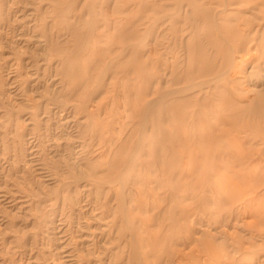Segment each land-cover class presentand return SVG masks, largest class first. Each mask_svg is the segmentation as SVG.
<instances>
[{
	"label": "rangeland",
	"instance_id": "obj_1",
	"mask_svg": "<svg viewBox=\"0 0 264 264\" xmlns=\"http://www.w3.org/2000/svg\"><path fill=\"white\" fill-rule=\"evenodd\" d=\"M157 1L0 0V264H174L196 233L183 264H232L247 244L264 0ZM245 51L248 73L222 75Z\"/></svg>",
	"mask_w": 264,
	"mask_h": 264
},
{
	"label": "bare ground",
	"instance_id": "obj_2",
	"mask_svg": "<svg viewBox=\"0 0 264 264\" xmlns=\"http://www.w3.org/2000/svg\"><path fill=\"white\" fill-rule=\"evenodd\" d=\"M155 1V0H154ZM167 1V0H166ZM173 1V0H172ZM196 1L197 0H195V1H193V3H196ZM158 3L160 2V0L159 1H157ZM161 2H162V0H161ZM208 2L210 3L211 2V0H208ZM155 3V2H154ZM180 3H181V1H180ZM200 3H202V6H204V4H206L207 2H206V0H201V2ZM208 3V4H209ZM212 3V2H211ZM238 3V2H237ZM185 4H187V3H185ZM198 4V3H197ZM207 4V5H208ZM166 5V4H165ZM164 5V6H165ZM206 5V6H207ZM212 5V4H211ZM215 5H218V4H215ZM229 5V4H228ZM257 5V4H256ZM255 5V6H256ZM157 6L159 7V4H157ZM156 6V7H157ZM160 6H163L162 4L160 5ZM167 6V5H166ZM165 6V7H166ZM171 6V5H170ZM175 6V5H174ZM218 6H220V5H218ZM232 6H234V4L232 5ZM236 6V5H235ZM239 6V5H238ZM157 7V8H158ZM184 7V6H183ZM230 7V6H229ZM163 8V7H162ZM178 8V7H177ZM211 8H212V6H211ZM214 8H216L217 9V7H214ZM160 9V8H159ZM163 9H165V8H163ZM173 9V8H172ZM206 9L208 10V8L206 7ZM224 9V8H223ZM155 10H157V9H155ZM167 10V9H166ZM211 10V9H210ZM219 10V9H218ZM221 10V9H220ZM219 10V11H220ZM225 10V9H224ZM159 11V10H158ZM161 11V10H160ZM177 11V10H176ZM189 11H191V10H189ZM218 11V12H219ZM155 12V11H154ZM230 12V11H229ZM156 13V12H155ZM192 13V12H191ZM221 14V13H220ZM169 15H171V14H169ZM183 16H184V14H182ZM216 15V14H215ZM221 16V15H220ZM139 20H140V17H139ZM142 20V19H141ZM160 21V20H159ZM140 22H142V21H140ZM156 22V21H155ZM168 22V21H167ZM179 22H180V20H179ZM183 22V21H182ZM236 22V21H235ZM245 22V21H244ZM161 23V22H160ZM165 23V22H164ZM189 23V22H188ZM136 24V23H135ZM162 24V23H161ZM160 24V25H161ZM194 24V26H195V23H193ZM220 24V23H219ZM191 25V24H190ZM162 26H163V24H162ZM166 26H168V25H166ZM180 26V25H179ZM203 27H204V25H202ZM221 26V25H220ZM160 27V26H159ZM164 27H165V25H164ZM182 27V26H181ZM217 27V26H216ZM162 28V27H161ZM180 28V27H179ZM157 29H159V28H157ZM169 29V28H168ZM187 29H188V27H187ZM189 29H190V26H189ZM165 30V29H164ZM167 30V29H166ZM186 30V29H185ZM200 30H201V27H200ZM218 30V29H217ZM226 30H227V28H226ZM229 30H230V28H229ZM160 31V30H159ZM179 31H181L182 32V28H181V30H179ZM178 31V32H179ZM196 31H197V29H196ZM195 31V32H196ZM205 31V30H204ZM228 31V30H227ZM136 32V31H135ZM134 32V33H135ZM180 32V33H181ZM156 33H157V31H156ZM163 33V32H162ZM251 33V32H250ZM161 34V33H160ZM168 34V33H167ZM136 35V34H135ZM141 35V34H140ZM143 35V34H142ZM159 35V34H158ZM213 35V34H212ZM217 35V34H216ZM134 36V35H133ZM170 36V35H169ZM222 36V35H221ZM132 37V36H131ZM138 37V36H137ZM146 37V36H145ZM159 37H160V35H159ZM184 37V36H183ZM224 37V36H223ZM168 38V37H167ZM230 38V37H229ZM258 38V37H257ZM136 39V38H135ZM139 39V38H138ZM162 39V38H161ZM180 39V38H179ZM181 39H182V36H181ZM191 39V37L188 39V40H190ZM231 39V38H230ZM129 40V39H128ZM163 40V39H162ZM251 40V39H250ZM136 41V40H135ZM164 41H168L167 39H164ZM170 41V40H169ZM127 42V41H126ZM151 42V41H150ZM161 42H163V41H161ZM203 42V41H202ZM236 42V41H235ZM239 41L237 40V42L236 43H238ZM89 43V42H88ZM174 43V42H173ZM180 43V42H179ZM182 43V42H181ZM198 43V42H197ZM205 43V42H204ZM146 44V43H145ZM163 44V43H162ZM166 44V43H165ZM164 44V45H165ZM183 44V43H182ZM129 45V44H128ZM134 45V44H133ZM167 45V44H166ZM165 45V46H166ZM222 45H224V44H222ZM257 45V44H256ZM125 46V45H124ZM127 46V45H126ZM182 46V45H181ZM180 46V47H181ZM205 46V45H204ZM229 46H230V44H229ZM250 46V45H249ZM146 47V46H145ZM159 47V46H158ZM162 47H164V46H162ZM173 47V46H172ZM176 47V46H175ZM232 47V46H231ZM126 48H128V47H126ZM152 48V47H151ZM171 48V47H170ZM183 48V47H182ZM96 49V48H95ZM165 49V48H164ZM163 49V50H164ZM169 49V48H168ZM260 49V48H259ZM131 50V49H130ZM149 50H151V49H149ZM155 50V49H154ZM158 50H160V48L158 49ZM252 50H253V48H252ZM252 50H249V51H252ZM152 51V50H151ZM150 51V52H151ZM179 51V50H178ZM183 52H184V50H182ZM238 51V50H237ZM248 51V52H249ZM256 51V50H255ZM145 52V51H144ZM147 52V51H146ZM155 52H156V50H155ZM175 52H177V51H175ZM216 52V51H215ZM232 52V51H231ZM233 52H235L234 50H233ZM248 52H246L245 51V53H239V55L237 56L236 54H234L235 56H234V58L231 60V62H230V66H228V68H227V70H224L221 74L222 75H224V74H226L228 71H231V72H233V73H236V71H238V72H240V71H242V73L240 74L241 76L240 77H242V74L243 73H248L247 72V70L245 69V65H246V62L250 59V58H255L256 57V55L255 56H253V57H251V55L252 54H250L249 55V53ZM253 52H254V50H253ZM140 53H141V51H140ZM169 53V52H168ZM237 53V52H236ZM246 53H248V54H246ZM154 54V53H153ZM170 55H171V52L169 53ZM258 54V53H257ZM133 56H134V54H132ZM157 55V54H156ZM166 55V54H165ZM174 55H175V53H174ZM145 56V55H144ZM143 56V57H144ZM155 56V55H154ZM168 56V55H167ZM173 56V55H172ZM171 56V57H172ZM182 56H184V55H182ZM156 57V56H155ZM169 57V56H168ZM176 57V56H175ZM180 57L181 56H179L178 58H179V61H180ZM258 57V56H257ZM139 58H142V57H140V55H139ZM184 58H185V56L184 57H182V59L184 60ZM156 59V58H155ZM165 59V58H164ZM173 59H175L174 57H173ZM177 59V58H176ZM187 59V58H186ZM144 60V59H143ZM165 60H167V59H165ZM216 60V59H215ZM228 60H229V58H228ZM145 61V60H144ZM170 61V60H169ZM256 61V60H255ZM166 62V64H167V61H165ZM177 62V61H176ZM188 62V61H187ZM145 63V62H144ZM179 63V62H178ZM218 63V62H217ZM250 63V62H249ZM253 63H255V62H253ZM259 63V62H258ZM156 64H157V61H156ZM180 64V63H179ZM178 64V65H179ZM137 65V64H136ZM160 65H163L162 64V62H161V64ZM214 65V64H213ZM220 66V65H219ZM152 67H153V65H152ZM169 67H170V64H169ZM217 67H218V65H217ZM216 67V68H217ZM142 68H143V66H142ZM141 68V69H142ZM154 68V67H153ZM162 68V67H161ZM160 68V69H161ZM164 68H166V67H164ZM180 68V67H179ZM190 68V67H189ZM201 68V67H200ZM199 68V69H200ZM139 69H140V67H139ZM138 69V71H140ZM175 69V68H174ZM212 69H214L213 67H212ZM219 69V68H218ZM217 69V70H218ZM176 70H177V68H176ZM216 69H214L213 71H217ZM167 71V70H166ZM156 72V71H155ZM154 72V73H155ZM162 72V71H161ZM164 72H165V70H164ZM192 72H194V70L193 71H191V73ZM211 72H212V70H211ZM210 72V73H211ZM171 73V72H170ZM169 73V74H170ZM190 73V72H189ZM232 73V74H233ZM72 74V73H71ZM220 74V75H221ZM238 74V73H237ZM156 75V74H155ZM155 75H153V76H155ZM164 75V74H163ZM178 75V74H177ZM183 75H184V73H183ZM189 75V74H188ZM188 75H186L187 76V78H188ZM203 75V74H202ZM206 75V74H205ZM205 75H204V77H205ZM211 75H212V73H211ZM214 75V74H213ZM166 76H168V75H166ZM182 76V75H181ZM210 76V75H209ZM250 76V75H249ZM248 76V78L250 79L251 77H249ZM169 77H170V75H169ZM216 77H219V75L218 76H216ZM215 77V78H216ZM231 77H232V75H231ZM244 77V76H243ZM146 78H148V77H146ZM151 78H153V77H151ZM156 78H157V76H156ZM176 78V77H175ZM221 78H223L222 76H221ZM145 79V78H144ZM168 79V78H167ZM179 79V78H178ZM181 79H182V77H181ZM186 79V78H185ZM211 79V78H210ZM209 79V80H210ZM246 79V78H245ZM151 80V79H150ZM156 80V79H155ZM165 80H166V78H165ZM173 80V79H172ZM190 80V79H189ZM208 80V79H207ZM220 80V79H219ZM148 81H149V79H148ZM153 81H154V79H153ZM170 81V80H169ZM230 81V80H229ZM90 82H92L91 81V79H90ZM88 83V84H91V83ZM96 82H97V80H96ZM95 81H94V83H96ZM150 82V81H149ZM184 82V81H183ZM232 82V81H231ZM99 83V82H98ZM98 83H96V84H98ZM151 83H153L152 82V80H151ZM160 83H161V78H159V80H158V85H157V91L159 92L160 91ZM181 83V82H180ZM187 83V82H186ZM195 83V82H194ZM198 83V82H197ZM197 83H195V84H193V83H191V84H193L194 86H196V85H198ZM155 84V83H154ZM153 84V85H154ZM165 84V83H164ZM168 84H169V82H168ZM182 84V83H181ZM181 84H179L180 86H181ZM201 84V83H200ZM199 84V85H200ZM204 84V83H203ZM202 84V85H203ZM209 84V83H208ZM193 85H191V86H193ZM201 85V86H202ZM149 86H150V84H149ZM185 86H187V85H185ZM190 86V87H191ZM184 88H186V87H184ZM199 88V87H198ZM207 88V87H206ZM181 89V88H180ZM183 89V88H182ZM192 89V88H191ZM202 89H203V87H202ZM205 89V88H204ZM149 90H150V92H151V89L149 88ZM173 90V89H172ZM177 90V89H176ZM187 90V89H186ZM147 91V90H146ZM146 91H145V94H146ZM152 91H154V90H152ZM166 91V90H165ZM143 92V91H142ZM149 92V91H148ZM164 92V91H163ZM174 92V91H173ZM180 92V91H179ZM155 93V92H154ZM166 94H167V92H165ZM198 93V92H197ZM153 94V93H152ZM162 94V93H161ZM160 94V95H161ZM170 94V93H169ZM168 94V95H169ZM182 94V93H181ZM205 94V93H204ZM167 95V96H168ZM154 96V95H153ZM162 96V95H161ZM164 96V95H163ZM171 96V95H170ZM166 97V96H165ZM183 97V96H182ZM155 98V97H154ZM146 99V98H145ZM149 99V98H148ZM165 99V98H164ZM204 99V98H203ZM151 100V99H150ZM154 100H156V99H154ZM160 100H162V99H160ZM204 100H207V99H204ZM217 100V99H216ZM170 101V100H169ZM154 102V101H153ZM153 102H151V104H149V107H150V105L152 106V103ZM157 103H159V102H157ZM156 103V104H157ZM97 105V104H96ZM156 106V105H155ZM98 107V106H97ZM95 108H96V106H95ZM151 108V107H150ZM141 109V108H140ZM148 111H150V110H148ZM182 113V112H181ZM207 117V116H206ZM158 118V117H157ZM187 118V117H186ZM218 120H220V119H218ZM222 120V119H221ZM221 120L219 121V122H221ZM170 125V124H169ZM171 126V125H170ZM169 126V127H170ZM182 126V125H181ZM184 126H182L181 127V129H184L185 130V128H183ZM97 129V128H96ZM167 130H168V128H166ZM177 129V128H176ZM110 130V129H109ZM172 130V129H171ZM103 131V130H102ZM106 131V130H105ZM104 131V132H105ZM145 131V130H144ZM164 131V130H163ZM176 131V130H175ZM178 131V130H177ZM179 131H181L180 129H179ZM97 132H98V130H97ZM107 132V131H106ZM106 132H105V134H106ZM167 133V132H166ZM200 133V132H199ZM220 133V132H219ZM108 134V133H107ZM144 134V133H143ZM143 134H141V136L143 135ZM100 135V134H99ZM195 135V134H194ZM106 136V135H105ZM168 136V135H167ZM107 137V136H106ZM165 138H166V136H164ZM105 138V137H104ZM157 138H158V136H157ZM194 138V137H193ZM243 138V137H242ZM98 139V138H97ZM167 139V138H166ZM244 139V138H243ZM112 140V139H111ZM164 140V139H163ZM108 141H110V139L108 140ZM200 141H201V139H200ZM113 142V141H112ZM105 143V142H104ZM202 143V141L200 142V144ZM137 144H138V142H137ZM142 144H144V143H142ZM113 145V144H112ZM195 145V142H194V144H193V146ZM137 146V145H136ZM144 146V145H143ZM109 147H111V146H109ZM139 147V146H138ZM143 148V147H142ZM192 148V147H191ZM195 148V147H194ZM106 149V148H105ZM193 149V148H192ZM192 149H190V150H192ZM196 149H197V147H196ZM240 149V148H239ZM207 150H210V149H207ZM220 150V149H219ZM242 150H244L243 148H241V150L240 151H242ZM136 151V150H135ZM197 151V150H196ZM245 151V150H244ZM243 151V152H244ZM183 152V151H182ZM193 152V151H192ZM220 152V151H219ZM258 152V151H257ZM185 154V153H184ZM220 154H221V152H220ZM254 154V153H253ZM196 155H198V153L196 154ZM219 156V155H218ZM255 157V156H254ZM188 159V158H187ZM121 160H122V158H121ZM130 160V159H129ZM122 162V161H121ZM196 162V161H195ZM194 162V163H195ZM118 163H119V161H118ZM124 163V162H123ZM128 163V162H127ZM246 163V162H245ZM253 163V162H252ZM251 163V164H252ZM119 166V165H118ZM123 166H124V164H123ZM126 166V165H125ZM128 166V165H127ZM252 167V166H251ZM116 168V167H115ZM122 168V167H121ZM166 168V167H165ZM253 168V167H252ZM261 168V171H262V167H260ZM255 169H257V168H254V171H255ZM252 171H253V169H252ZM180 172V171H179ZM181 173V172H180ZM259 174V173H258ZM236 175H238V174H236ZM251 175L252 174H250V177H251ZM180 176V175H179ZM235 178H238V177H235ZM254 178V177H253ZM248 179H250V178H248ZM246 180V182L247 181H249V180ZM252 179V178H251ZM236 181V180H235ZM249 182H251V181H249ZM255 183L251 186V188H250V192H251V196H250V201H249V203H250V207H251V218H250V222H249V235H248V240H247V244L246 245H244L245 243H243V246H234V248H233V255H235V253H237L238 255L235 257V260H236V262L235 263H232V264H264V191H261V189H262V187L264 186V183H261L260 182V179H259V176L256 174V176H255V181H254ZM236 184V183H235ZM234 184V185H235ZM242 184V183H241ZM237 185V184H236ZM247 185V184H246ZM238 186V185H237ZM243 191V190H242ZM249 192V193H250ZM244 193V192H243ZM248 193V194H249ZM246 194V193H245ZM221 196V195H220ZM246 196V195H245ZM248 200V199H247ZM128 202V201H127ZM144 211H145V208L143 209ZM134 216V215H133ZM123 218V217H122ZM143 220V219H142ZM126 221H127V219H126ZM125 221V222H126ZM145 223V222H144ZM125 225V224H124ZM124 232V231H123ZM137 232V231H136ZM222 232V231H221ZM220 232V233H221ZM186 233V232H185ZM188 233V232H187ZM186 233V234H187ZM136 234V233H135ZM215 234V233H214ZM216 235H218V234H216ZM227 235V234H226ZM225 235V236H226ZM229 235V234H228ZM231 235H232V233H231ZM234 235V234H233ZM130 236V235H129ZM202 236H204V235H201V236H199L197 233L196 234H188L184 239H177V240H175V239H172L171 240V243H170V245H169V247H170V250H169V258H170V260L171 259H173V256H174V254H177L178 255V257H180V260H178L177 262H175L174 264H183V260L184 259H187L188 258V256L191 254H194V255H192V256H195V257H201L202 258V255H201V251H203V250H201L200 249V247H199V244L201 243V242H203L202 241V239H203V237ZM230 236V235H229ZM228 236V237H229ZM131 237V236H130ZM138 237V236H137ZM227 237V238H228ZM236 237V236H235ZM245 237V236H244ZM243 237V238H244ZM118 238V237H117ZM122 238V237H121ZM152 238V237H151ZM222 238V237H221ZM147 239V238H146ZM154 239V238H153ZM163 239V242H164V238H162ZM166 239V238H165ZM208 239V238H207ZM236 239V238H235ZM134 240H136V239H134ZM206 240V239H205ZM209 240V239H208ZM211 240H213L212 238H211ZM230 240H231V238H230ZM241 240V239H240ZM154 241V240H153ZM223 241V240H222ZM232 241V240H231ZM230 241V242H231ZM207 242V241H206ZM210 242V241H209ZM137 243V242H136ZM213 243V242H212ZM212 243H210V244H212ZM229 243V242H228ZM125 245V244H124ZM180 245V246H179ZM216 245V244H215ZM233 245V244H232ZM150 246H151V244H150ZM217 246V245H216ZM230 247V246H229ZM209 251H211L213 248H215V247H213V248H211V247H206ZM153 249V248H152ZM151 249V250H152ZM216 249V248H215ZM223 249V248H222ZM137 250H138V248H137ZM214 250V249H213ZM159 250L157 249V252H158ZM217 252H218V250H216ZM213 253H214V251H212ZM222 252H223V250H222ZM139 253V252H138ZM143 253V252H142ZM221 253V252H220ZM144 254V253H143ZM215 254V253H214ZM158 255V254H157ZM176 255V256H177ZM205 255V254H204ZM225 255H229V253H221L220 255H219V253L218 254H216L215 255V260H212V261H210L212 264H229V263H227L226 261H223L222 259H223V257L225 256ZM151 256V255H150ZM119 257V256H118ZM143 257H144V255H143ZM206 257V256H205ZM145 258H146V256H145ZM176 258V257H175ZM118 259V258H117ZM134 259V258H133ZM189 259V258H188ZM205 260H206V258H204ZM203 260V259H202ZM208 260V259H207ZM132 261V260H131ZM163 261H165V260H163ZM185 261V260H184ZM204 261V260H203ZM133 262V261H132ZM145 262V261H144ZM135 263V262H134ZM166 263V262H165ZM198 263V262H197ZM136 264V263H135ZM139 264H140V262H139ZM188 264V263H187ZM194 264H196V263H194ZM208 264V263H207Z\"/></svg>",
	"mask_w": 264,
	"mask_h": 264
}]
</instances>
